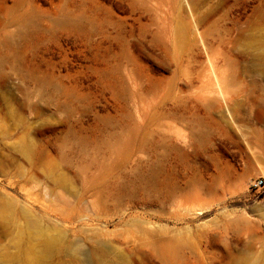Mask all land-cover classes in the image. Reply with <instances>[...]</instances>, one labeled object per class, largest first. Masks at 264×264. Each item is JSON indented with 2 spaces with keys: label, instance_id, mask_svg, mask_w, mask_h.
<instances>
[{
  "label": "rangeland",
  "instance_id": "obj_1",
  "mask_svg": "<svg viewBox=\"0 0 264 264\" xmlns=\"http://www.w3.org/2000/svg\"><path fill=\"white\" fill-rule=\"evenodd\" d=\"M31 257L264 264V0H0V264Z\"/></svg>",
  "mask_w": 264,
  "mask_h": 264
},
{
  "label": "bare ground",
  "instance_id": "obj_2",
  "mask_svg": "<svg viewBox=\"0 0 264 264\" xmlns=\"http://www.w3.org/2000/svg\"><path fill=\"white\" fill-rule=\"evenodd\" d=\"M44 242V241H43ZM43 246V252L44 253H48L49 251H50V249H51V247L53 246V244L50 242V241H46V242H44V245H42ZM34 256V255H33ZM28 260V264H30L31 262H32V257H31V259H27ZM26 260V261H27ZM27 264V263H26Z\"/></svg>",
  "mask_w": 264,
  "mask_h": 264
},
{
  "label": "built area",
  "instance_id": "obj_3",
  "mask_svg": "<svg viewBox=\"0 0 264 264\" xmlns=\"http://www.w3.org/2000/svg\"><path fill=\"white\" fill-rule=\"evenodd\" d=\"M261 183H258V185H260Z\"/></svg>",
  "mask_w": 264,
  "mask_h": 264
}]
</instances>
